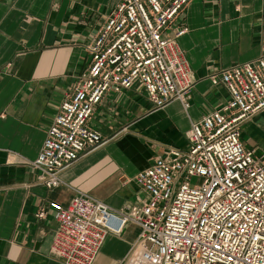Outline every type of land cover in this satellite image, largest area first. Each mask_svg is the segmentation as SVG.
<instances>
[{
	"label": "built area",
	"instance_id": "obj_1",
	"mask_svg": "<svg viewBox=\"0 0 264 264\" xmlns=\"http://www.w3.org/2000/svg\"><path fill=\"white\" fill-rule=\"evenodd\" d=\"M191 1L120 0L87 45L89 66L32 163L42 185L59 188L64 171L108 141L90 123L109 93L139 84L153 111L175 100L189 109L196 80L178 40ZM209 79L230 99L191 123L187 148H170L135 175L146 200L115 211L75 189L67 206L55 207V257L94 264L106 237L134 224L140 234L120 264H264V156L242 141L243 126L264 111V56Z\"/></svg>",
	"mask_w": 264,
	"mask_h": 264
},
{
	"label": "crops",
	"instance_id": "obj_2",
	"mask_svg": "<svg viewBox=\"0 0 264 264\" xmlns=\"http://www.w3.org/2000/svg\"><path fill=\"white\" fill-rule=\"evenodd\" d=\"M119 2L0 0V264H65L51 253L55 207L67 206L75 189L115 211L146 200L135 175L170 148H187L191 123L230 99L210 75L264 56V0H192L179 18L188 32L178 40L196 80L189 109L175 100L153 111L139 84L109 93L90 123L108 141L48 189L32 163L89 66L87 45ZM242 141L264 156V111L243 126ZM139 234L134 224L109 234L94 264H120Z\"/></svg>",
	"mask_w": 264,
	"mask_h": 264
}]
</instances>
